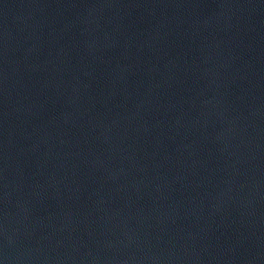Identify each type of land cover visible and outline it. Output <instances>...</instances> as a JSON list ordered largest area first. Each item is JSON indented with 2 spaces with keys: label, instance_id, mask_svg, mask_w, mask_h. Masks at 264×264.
<instances>
[{
  "label": "water",
  "instance_id": "obj_1",
  "mask_svg": "<svg viewBox=\"0 0 264 264\" xmlns=\"http://www.w3.org/2000/svg\"><path fill=\"white\" fill-rule=\"evenodd\" d=\"M0 264H264V0H0Z\"/></svg>",
  "mask_w": 264,
  "mask_h": 264
}]
</instances>
